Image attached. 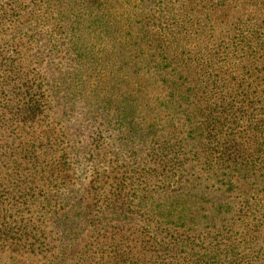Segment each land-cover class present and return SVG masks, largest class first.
<instances>
[{
	"label": "trees",
	"instance_id": "16d2710c",
	"mask_svg": "<svg viewBox=\"0 0 264 264\" xmlns=\"http://www.w3.org/2000/svg\"><path fill=\"white\" fill-rule=\"evenodd\" d=\"M133 1L0 11V251L61 226L57 264H219L264 234V0Z\"/></svg>",
	"mask_w": 264,
	"mask_h": 264
},
{
	"label": "rangeland",
	"instance_id": "374dc122",
	"mask_svg": "<svg viewBox=\"0 0 264 264\" xmlns=\"http://www.w3.org/2000/svg\"><path fill=\"white\" fill-rule=\"evenodd\" d=\"M15 1L19 0H0V11L2 13H8L11 9V5H13ZM126 1H128V4H126ZM111 2H114L113 5L110 6V8L111 11L115 14L119 13L121 8L125 9L126 12H128V9L130 7L133 8L136 5L133 0H111ZM17 24L18 23H16L15 25ZM5 29L7 30V32L3 33L2 31ZM5 29L4 27H0V52L6 51L7 55L11 56V54H9L8 52L10 51L9 45H12L13 42L11 41V35L8 34V28L5 27ZM5 57L7 58V56ZM31 67L36 68V66ZM103 76H106L104 72ZM151 82V80L147 81L149 87H147L146 92L151 91ZM143 92H145V90H143L142 93ZM77 142L81 143L78 148L86 145V142L83 138H78ZM59 228L65 231L64 234H60L61 236L59 237V239L57 237L50 238L51 235L48 236L49 238L47 241L44 240V238H41L34 244V247L31 251H0V264H57L53 261V257L55 255L61 254L62 252L66 253L67 257H72L75 252H77L74 250V248H72L71 243H69L71 242L70 237H73V235L70 233V229L68 227L62 228L60 226ZM261 229L263 232L264 226H262ZM56 239L60 241L59 248L64 251L59 250L57 246L53 244L54 240ZM55 243L58 244L57 242ZM227 255H222V258L218 259L220 261L219 264H264V234L262 235V237L260 236L258 239H254L251 244H248L242 248L239 247L236 251L227 253Z\"/></svg>",
	"mask_w": 264,
	"mask_h": 264
}]
</instances>
